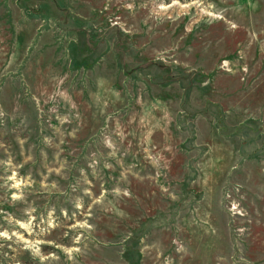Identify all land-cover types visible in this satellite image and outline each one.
<instances>
[{
  "label": "rangeland",
  "instance_id": "rangeland-1",
  "mask_svg": "<svg viewBox=\"0 0 264 264\" xmlns=\"http://www.w3.org/2000/svg\"><path fill=\"white\" fill-rule=\"evenodd\" d=\"M0 264H264V0H0Z\"/></svg>",
  "mask_w": 264,
  "mask_h": 264
}]
</instances>
